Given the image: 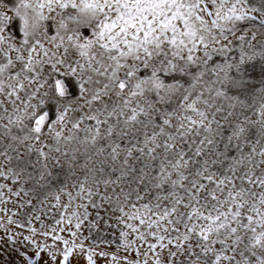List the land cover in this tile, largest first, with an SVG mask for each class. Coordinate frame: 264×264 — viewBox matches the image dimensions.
Wrapping results in <instances>:
<instances>
[{
  "label": "snow or ice",
  "instance_id": "6c2138e0",
  "mask_svg": "<svg viewBox=\"0 0 264 264\" xmlns=\"http://www.w3.org/2000/svg\"><path fill=\"white\" fill-rule=\"evenodd\" d=\"M0 264H264V0H0Z\"/></svg>",
  "mask_w": 264,
  "mask_h": 264
}]
</instances>
